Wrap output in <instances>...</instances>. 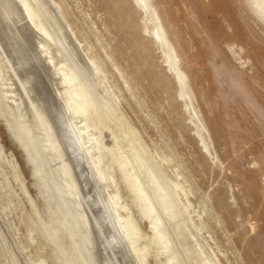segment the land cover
Here are the masks:
<instances>
[{"label":"rangeland","instance_id":"obj_1","mask_svg":"<svg viewBox=\"0 0 264 264\" xmlns=\"http://www.w3.org/2000/svg\"><path fill=\"white\" fill-rule=\"evenodd\" d=\"M136 3L0 0V264H264V25Z\"/></svg>","mask_w":264,"mask_h":264},{"label":"bare ground","instance_id":"obj_2","mask_svg":"<svg viewBox=\"0 0 264 264\" xmlns=\"http://www.w3.org/2000/svg\"><path fill=\"white\" fill-rule=\"evenodd\" d=\"M9 2H11V1H9ZM149 2H150V0H137V3L136 4H137V6H138V8L140 10L142 9V10H144V12L151 13V12H153L154 9L151 10L150 3ZM245 2L247 4L250 12H253V15L256 16L257 19H259V21L264 25V0H245ZM21 3H22V7H23L24 13L29 14V11L30 10H29L28 4L25 3V2H23V1ZM12 8H13V6H12ZM17 11H16V13H17ZM13 12H15V10ZM156 30L157 31H154L156 33L155 36H156L157 40H159L162 43L163 40L165 39V37H164L165 35L163 34L164 30H162L161 27L159 28L158 26H157ZM65 73H67V72H65ZM71 74H72L71 76H73V72ZM73 78H77V77H73ZM79 87H80V85H79ZM80 88H84V86H82ZM72 90H74V89H72ZM82 91H84V90H82ZM82 91L81 92L80 91H77V90H75L74 92L72 91L73 92V95L75 96V98H77L79 100L77 102L76 109H77V111H79V114L80 115H84L87 112H89L88 111V108L91 105V100L88 98V96L84 95ZM86 93H88V92L86 91ZM71 95H72V93H71ZM87 95H89V94H87ZM56 117H57V115H56ZM57 119H58V117H57ZM62 127H63V133H64L63 135H64L65 143H67L69 145L70 150L75 154V157L77 158V160L78 161H83L82 160L83 159L82 158L83 156L81 157V153H83L82 152L83 149H81L82 151L80 150L81 143L78 145V142H77V141H79L78 136L74 133V131L71 129V127H69L67 124H65L62 120H59V122H58V128H61L62 129ZM49 138L51 139V136H49ZM51 141H53V140L51 139ZM79 146H80V148H79ZM84 159H85V157H84ZM112 205L113 204H111V206ZM114 214H116V213H114ZM118 215H116L117 216V218H116L117 219V225H118V227H119V229H120V231H121V233L124 236V239L126 241L124 239L123 240L126 242V245L128 246L129 250L132 253H134L136 256L137 255L139 256L140 253L142 254V250H140V248L138 246L139 238H140V235L139 234L140 233H139V230H138V227H137L135 221L133 219H130L129 217H120V216L118 217ZM120 231L118 230V232H120ZM139 258H140V256H139Z\"/></svg>","mask_w":264,"mask_h":264}]
</instances>
